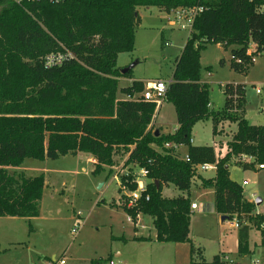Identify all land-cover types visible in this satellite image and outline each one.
Segmentation results:
<instances>
[{
	"label": "trees",
	"instance_id": "16d2710c",
	"mask_svg": "<svg viewBox=\"0 0 264 264\" xmlns=\"http://www.w3.org/2000/svg\"><path fill=\"white\" fill-rule=\"evenodd\" d=\"M257 0H0V216L33 217L45 188L43 174L28 176L10 172L24 158L56 159L83 152L91 155L96 174L114 164L115 155L127 154L120 175L121 193L136 189L138 168L148 170L141 198L128 208L136 220L152 217L155 239L189 242L191 263L205 262L202 251L189 239L191 183L194 165L216 162L212 178L201 177V185L214 190V208L221 215L245 214L238 248L247 253L252 224L264 214L252 216L255 204L243 197L241 184L229 174L232 154H251L264 163V125L245 118V88L241 83L224 85L222 110L209 108V89L201 82V51L210 43L230 50V67L243 71L250 58L249 42L257 54L264 53V12ZM157 7L169 12L177 7L202 6L192 31L176 58L165 100L172 103L176 129L162 133L152 129L157 105L141 98L140 80L118 86L119 53L132 51L138 7ZM62 55L59 63L46 64L48 55ZM231 57L239 58L236 63ZM223 63V60H220ZM118 93L126 98L118 97ZM137 94L136 98L133 96ZM210 118L217 133L223 121L235 122L236 130L226 144V154L216 159L214 145L191 142L192 128ZM166 142L186 147L185 154L166 148ZM254 169L252 165H241ZM172 184L183 193L162 195V186ZM148 195V200H145ZM264 235V231H261Z\"/></svg>",
	"mask_w": 264,
	"mask_h": 264
},
{
	"label": "rangeland",
	"instance_id": "374dc122",
	"mask_svg": "<svg viewBox=\"0 0 264 264\" xmlns=\"http://www.w3.org/2000/svg\"><path fill=\"white\" fill-rule=\"evenodd\" d=\"M187 36L188 30L171 24L165 11L138 7L134 48L119 53L116 60L119 71L132 67L119 79L118 86L130 85L133 80L167 82ZM200 65L201 82L209 89L210 109L222 110L225 84L241 83L245 88V118L250 124L264 125V53L255 55L243 71H236L230 67L229 48L210 43L201 51ZM258 86L262 87L261 94L255 92ZM121 96L126 97L118 93ZM153 122V131L172 133L177 126L173 104L163 101L154 112ZM235 130V122L223 121L214 134L212 120L203 119L193 126L191 142L214 145L215 150L225 153ZM180 150L184 153V146ZM126 155L119 152L112 168L105 167L96 174L83 152L56 159L26 157L20 166L9 167L10 172L23 171L28 176L43 174L49 184L39 201L37 216H0V264H53V259L61 256L66 264H107V256L115 252L120 256L110 259L119 264H214L218 256L245 264L250 256L260 254L264 244L260 230L250 225L248 252L240 253V228L232 227L229 219L221 220L222 215L214 208V190L201 185V174L210 178L215 169L197 174L189 192L190 201L197 205L191 210L189 239L201 249L205 262L191 263L188 241H157L150 215H139L136 225L134 220L128 221L126 212L113 204L126 201V195L119 199L118 190L120 175L128 171V166L124 167ZM228 168L230 178L241 184L245 199H261L252 212L264 214V169H243L232 157ZM162 193L173 197L183 192L167 184ZM240 217L242 225L249 221L247 215ZM77 224L80 227L74 235L71 229Z\"/></svg>",
	"mask_w": 264,
	"mask_h": 264
},
{
	"label": "built area",
	"instance_id": "2783aa9c",
	"mask_svg": "<svg viewBox=\"0 0 264 264\" xmlns=\"http://www.w3.org/2000/svg\"><path fill=\"white\" fill-rule=\"evenodd\" d=\"M258 1V10L261 12H264V0H257ZM202 6H190V7H177L169 12H166L167 20L177 26L178 28H182L185 30H188V35L192 31L193 21L195 19V16L202 11ZM246 55L250 58V61L252 62L254 60V56L257 55L255 46L252 42L248 43V46L246 48ZM63 56L58 55H48L46 57V64L52 65L55 63H59L62 60ZM236 63H241V60L239 58L231 57ZM167 83L160 79L157 80H150L147 81L144 85V89L141 91L140 94H138L141 98L148 101H154L157 105V108L160 107L161 103L165 101V94L167 89ZM255 92L257 94L262 93V87L258 86L255 88ZM164 147L166 148H173V150L177 153H180V147L181 145H176L175 143L166 142L164 144ZM225 153H220L216 150V159H221L224 157ZM232 158H235V160L238 163L245 164V165H252L254 169H264V163H259L256 161V158L254 155L251 154H245V153H239V154H232ZM183 158L186 161H189V157L187 154L183 155ZM195 173L196 175L201 173L202 171H206L209 169H216V162L214 163H200L194 165ZM148 175V170L144 167L138 168L135 172L134 180L136 182V189L132 191H126L123 190L124 195H126V206L128 208H131L140 198L142 195V192L144 191V188L146 186V177ZM195 175V176H196ZM243 184H247V182L244 180ZM120 186V182H119ZM254 196V193L253 195ZM145 200H148L149 196L145 195ZM197 205L194 202L190 203V209H196ZM260 213H254L252 212V216H256ZM241 215L245 214H237L233 213L230 215V217L227 216V219L230 220V225L232 227L240 228L242 226V219ZM139 216V215H138ZM128 221H133L129 216L127 218ZM242 221V222H241ZM248 223V222H247ZM246 223V224H247ZM79 224H77L73 229H71L72 234H76L79 229ZM258 230L264 231V221H261L258 224ZM262 247H264V244H262ZM64 257H61L54 261L53 264H65ZM214 264H244L239 261H233L229 259L227 256H218L215 261H213ZM107 264H119L115 262L113 259H108ZM245 264H264V251H261L260 254L250 256L248 259V262Z\"/></svg>",
	"mask_w": 264,
	"mask_h": 264
},
{
	"label": "crops",
	"instance_id": "0c3cea01",
	"mask_svg": "<svg viewBox=\"0 0 264 264\" xmlns=\"http://www.w3.org/2000/svg\"><path fill=\"white\" fill-rule=\"evenodd\" d=\"M171 76H172V75H171ZM120 78H121V77H120ZM120 78H119V79H120ZM170 79H171V78H170ZM170 79H169L167 82H169ZM160 80H161V79H160ZM147 81H150V80H146L145 82H143V81H142V82L145 84ZM126 86H127V85H126ZM120 98L124 99V98H126V97H122V96H121ZM153 123H154V122L152 121V124H153ZM176 124H177V123H176ZM184 148H185V152H186V147H184ZM185 152L183 153V152H181V150H180V154H181V155H184ZM78 153H81V152H78ZM78 153H77V154H78ZM77 154H76V155H77ZM86 155H87V159H88L91 163L94 164V163H95L94 158H93L91 155H89V154H86ZM126 157H127V155H126ZM105 167H107V166H105ZM105 167H104V168H105ZM112 167H113V166L108 167V168H112ZM201 177H204V176L201 174ZM212 177H214V176H212ZM212 177H210V178H212ZM204 178H206V177H204ZM48 184H49V181L45 178V187H46V188H48ZM162 188H163V186H162ZM44 191H45V188H44V190H43V194H44ZM43 194H42V196H43ZM162 195H163V193H162ZM173 197H174V196H173ZM191 202H193V201H191ZM115 203H116V202H115ZM260 203H261V202H260ZM260 203H259V204H260ZM191 210H195V209H191ZM138 219H139V218L137 217L136 220H134V221H135V222H134L135 225H136V222H137ZM115 237H116V236H115ZM115 237H114V238H115ZM261 246H262V245H261ZM262 251H264V247H262ZM118 256H120L119 252H115V253H113V254L108 255L105 261H107L108 259H110V258H112V257L115 258V257H118ZM61 257H62V256H61ZM61 257H60V258H61ZM53 258H54V256H53ZM203 258H204V257H203ZM53 260L55 261V260H57V259H53ZM204 260H205V259H204ZM54 261H53V262H54ZM65 262H66V260H65ZM199 263H200V262H199ZM65 264H66V263H65Z\"/></svg>",
	"mask_w": 264,
	"mask_h": 264
},
{
	"label": "water",
	"instance_id": "95a60500",
	"mask_svg": "<svg viewBox=\"0 0 264 264\" xmlns=\"http://www.w3.org/2000/svg\"><path fill=\"white\" fill-rule=\"evenodd\" d=\"M131 67H132V65L129 66L127 69L122 70L121 73L127 72ZM157 134H158V130H156V135ZM260 202H261V199L260 198H256L255 201H254V204L255 205H258ZM224 219H227V216L226 215H222L221 216V220L223 221Z\"/></svg>",
	"mask_w": 264,
	"mask_h": 264
}]
</instances>
